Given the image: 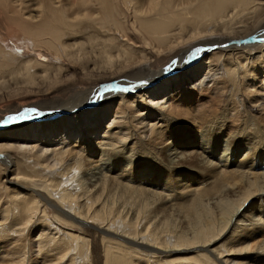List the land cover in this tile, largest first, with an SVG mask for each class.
<instances>
[{"label":"bare ground","instance_id":"6f19581e","mask_svg":"<svg viewBox=\"0 0 264 264\" xmlns=\"http://www.w3.org/2000/svg\"><path fill=\"white\" fill-rule=\"evenodd\" d=\"M9 31L31 58L7 48ZM196 92L214 108L189 117ZM263 95L264 0H0V167L12 174L0 262L26 264L34 229L42 263L89 262L93 248L53 227L48 206L101 235L97 264L189 251L196 264H264V129L248 122ZM101 132L107 142L89 140ZM61 137L52 160L30 146Z\"/></svg>","mask_w":264,"mask_h":264},{"label":"rangeland","instance_id":"374dc122","mask_svg":"<svg viewBox=\"0 0 264 264\" xmlns=\"http://www.w3.org/2000/svg\"><path fill=\"white\" fill-rule=\"evenodd\" d=\"M9 36H7L8 37V39H7V48L9 49V50H12V51H14V52H16V53H20V54H22V55H24L25 57H27L28 56V58L32 55V53L31 52H33V50H31L30 48H29V44L27 43H25L24 41H25V39L23 38V39H20L19 37H17V39L16 38H14V37H11V36H13L14 34L12 33V32H10L9 31V34H8ZM23 40V41H22ZM15 41H17V42H15ZM22 41V42H21ZM253 41H255V40H253ZM24 45H26V46H24ZM31 47V46H30ZM222 46H220V48H221ZM32 49H33V47H31ZM24 49V50H23ZM22 50V51H21ZM23 52V53H22ZM209 52L207 51L206 53H204L203 54V58L208 54ZM28 58H26V59H28ZM31 58V57H30ZM203 78V76H201V77H199L198 78V81H200L201 79ZM257 79H261V77H259L258 75H257V77H256ZM256 83V88H260L261 87V84L259 83V82H255ZM210 86H211V84H208V85H206V87H209L210 88ZM237 92V91H236ZM238 93V96H237V99H239L240 97H241V100H242V102L241 103H243V107L242 108H244V111L245 112H248L249 110H248V108H249V103H248V98H246V96L244 95L243 97L241 96V94H240V92H237ZM196 94L197 95H192V97H188L187 98V101H183V103H182V107H183V112H184V114H187V116H193V114L196 112V110L197 111H203L204 110V108H206V107H210V106H208V103L210 102V100L208 99L209 97H210V95H205L204 97H202L201 96V98H199V94L196 92ZM203 98V99H202ZM262 98H263V100H261L262 102L264 101V95L262 96ZM237 99H234V100H237ZM191 100V101H190ZM212 102V101H211ZM237 102L239 103V104H241L240 102H239V100H237ZM150 104V106L151 105H153V104H151V103H149ZM217 105H219L220 106V109H224V110H228V108L230 107V106H232V105H235V104H233V102L232 101H221V102H217L216 103ZM238 104V105H239ZM168 105V104H167ZM238 105H236V106H238ZM192 108H191V107ZM240 106V105H239ZM210 108H214V105L212 106V107H210ZM262 113L264 112V111H261ZM261 113V114H262ZM46 114H48V113H46ZM228 114H229V112H228ZM253 114H254V118L253 117H248V122H250V121H255V123H258V124H256V126L257 127H259V128H263L264 129V121H262V120H264V116L262 117V115H260V112L259 113H256V112H253ZM264 114V113H263ZM258 115H260V116H258ZM237 116V117H236ZM245 116V118H246V115H244V114H242V117L241 118H243ZM259 117H261V118H259ZM233 118H237L238 120H240V115H237V114H235V115H233ZM263 118V119H262ZM110 122H111V120H109ZM107 122V124L106 125H104V127L105 128H107L108 126L107 125H109V128H111L112 127V125L111 124H108V123H110V122ZM260 121V122H259ZM159 121L158 120H153V122H147V121H145L144 123H145V125H147L145 128L146 129H144V131H146L147 132V130H148V127L151 125H154V124H156V123H158ZM254 123V122H253ZM161 124V122L159 123V125ZM111 125V126H110ZM261 125V126H260ZM113 130V129H112ZM111 132H115V131H110L109 133H111ZM1 133V132H0ZM109 133H107V135H104V133H98L96 136H92V137H89V140L90 141H93V142H96V143H101V142H107V138L109 137L108 136V134ZM86 136H88V134L87 135H85V137ZM121 136H123V135H121ZM143 136V135H142ZM63 137H61V138H57V139H51V140H42V141H37V142H40V143H42V142H44V143H49L50 144V146L49 147H47V146H45V145H39L37 142H34L35 144H30V146L31 145H34L35 146V148L36 147H38L37 149L39 150V152L40 153H44L43 155H45L46 157H49V160H52V153H53V151H54V149H60V148H63V145H61L62 143H63ZM39 140V139H38ZM69 140V142H75L74 141V138L73 139H68ZM80 141V139L78 138L77 139V143ZM89 141V142H90ZM130 140H123V141H121L120 142V144L122 145V146H126V144H128V146H131L132 145V143H134V142H131ZM88 143V142H87ZM75 144V143H74ZM73 144V146H75ZM29 145L27 146L28 148L30 147ZM72 146L71 145H68V146H66V147H64L65 149H63V150H68L69 148H71ZM27 149V148H26ZM262 150H263V148H262ZM261 150V151H262ZM0 172H2V175L4 176V174L6 175V176H4V177H2L1 176V182L0 183H2V185H0V187H3L4 188V190H6V188H10V184H8L7 183V181L6 180H9V179H11L12 178V174L11 173H7V172H5L4 171V169L2 168V167H0ZM1 175V174H0ZM196 175H198V173H196ZM13 192H11L10 193V198H13ZM178 207V206H177ZM45 209L47 210V212H48V220L50 219V222H52L53 223V227H54V225L55 226H59L60 228H61V230H72L73 231V233H77V235H79V236H81V237H83L84 236V238L83 239H85V240H87V242H88V245H89V248H93V250H89V256H90V259H89V262L87 263H85V262H83V264H97L96 262H95V259H92L93 258V256H94V247H93V243L91 244V242L93 241L94 242V244L96 245L95 247H100V240H101V235H96V233H94V232H91V231H89L88 229H84V228H79V227H75V226H73V225H70L69 223H67V221L65 220V219H63L62 217H60L59 215H57L55 212H54V210L51 208V207H48V206H46L45 207ZM0 216H1V218H2V216H3V213H2V211L0 210ZM170 212H172L173 214H179V216L176 214V216H174V218H176V220L177 221H180V223H179V225L181 224L182 226H184V224L185 223H181L182 221H184V219L182 218V216L183 215H181L178 211H176V210H173V211H170ZM170 212H168V213H170ZM56 216V217H55ZM1 218H0V225H2L3 223H1V222H3L2 220H1ZM4 218V217H3ZM2 218V219H3ZM37 219V218H36ZM56 219H60L59 220V224L58 223H56ZM3 220H9V219H3ZM38 221H39V219H37L34 223V227L36 228V227H39V225H40V222L38 223ZM55 221V222H54ZM64 228V229H63ZM77 229V230H76ZM35 231H33V233L31 232V234L29 235L30 236V238H29V241L28 242H26V248L28 249V252H27V254H26V260H27V262H26V264H48L47 262L46 263H42V258L40 257L41 256V254L43 255L44 254V251L42 250V251H40V249H38V238H37V235H38V232H39V229H34ZM48 238V239H47ZM47 238H43L45 241H47L48 242V240H49V238H50V236H48ZM52 238V237H51ZM54 240V243H56L57 241H56V238H54L53 239ZM87 245V246H88ZM112 245V247H116L117 245H115V244H111ZM224 245H225V242H219V243H215L212 247H211V249L212 248H214V249H216V250H222V248L224 247ZM227 245V244H226ZM42 245H40V247H41ZM226 247V246H225ZM224 247V248H225ZM1 248V247H0ZM11 249V247H9V250ZM81 250H85V246H84V244L83 245H81ZM40 251V252H39ZM92 251V252H91ZM118 254H119V252H118ZM45 255H46V258H45V260H48V259H52V258H54V253H45ZM130 256H134L133 254H131ZM135 258H137V260H138V262H136V261H134V260H131V259H129L127 262H125V264H151V263H153V264H162V263H164V261H163V259H161V261H158L159 260V258H157V257H154V258H152V259H146V258H143V256L142 255H138L137 257H135ZM5 259H9V258H5L4 256H3V253H2V249H0V261H2V260H5ZM41 260V261H40ZM70 259H68V258H66V259H64V262H65V264H70V261H69ZM136 260V259H135ZM170 260L172 261V263H174V264H184V263H187V262H190L191 264H196V263H198V260H197V258L195 257V252L194 251H189V252H185V253H180L179 255H173V256H171V258H170ZM82 263V262H81ZM0 264H3V263H1L0 262Z\"/></svg>","mask_w":264,"mask_h":264},{"label":"snow or ice","instance_id":"6c2138e0","mask_svg":"<svg viewBox=\"0 0 264 264\" xmlns=\"http://www.w3.org/2000/svg\"><path fill=\"white\" fill-rule=\"evenodd\" d=\"M26 115H27L26 113H21V114L9 116L8 119L9 120L24 119V118H26Z\"/></svg>","mask_w":264,"mask_h":264}]
</instances>
